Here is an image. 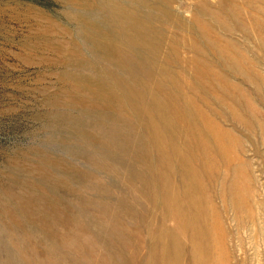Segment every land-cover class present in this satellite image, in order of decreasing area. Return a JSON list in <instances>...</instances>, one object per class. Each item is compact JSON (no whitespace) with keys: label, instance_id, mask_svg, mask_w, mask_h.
Masks as SVG:
<instances>
[{"label":"rangeland","instance_id":"374dc122","mask_svg":"<svg viewBox=\"0 0 264 264\" xmlns=\"http://www.w3.org/2000/svg\"><path fill=\"white\" fill-rule=\"evenodd\" d=\"M263 125L264 0H0V264H149L167 164L200 173L230 264H264ZM204 126L209 169L164 159Z\"/></svg>","mask_w":264,"mask_h":264},{"label":"bare ground","instance_id":"6f19581e","mask_svg":"<svg viewBox=\"0 0 264 264\" xmlns=\"http://www.w3.org/2000/svg\"><path fill=\"white\" fill-rule=\"evenodd\" d=\"M180 100H182V99L180 98ZM148 104H150L149 100H148ZM194 104H196V103H194ZM139 108H141V107L139 106ZM151 109L153 110L152 107H151ZM251 110H253V109H251ZM246 111L248 112V109ZM247 114H245V116H247ZM140 117H141V115H140ZM216 117H218V116H216ZM249 120H250V118H249ZM260 121H258V122H260ZM146 123L149 124L148 122H146ZM235 123H238V122H235ZM242 123L244 124V122H242ZM250 126H251L250 128H252L251 122H250ZM257 126H256V128H257ZM146 130L148 131L149 129H146ZM210 130L211 129H208V128H206V126H204L203 130L201 128H199L196 132H194L192 134V136H191L192 139L190 140V142L196 143L199 147V153H198L196 158H188V159L183 160L185 157H188V156L177 154V153H171L172 151H170V152L168 151L169 153H167V155L163 154L164 159L169 160V162H170L174 158L175 159L181 158V160L184 163L187 162V165H190L194 160H196V163L201 168V170L206 171L210 167L211 159L223 157V155H224L223 151H222V144H221V142H223V139H220L221 136L219 134L220 137L218 135L217 136L215 135L213 137L214 139L212 138V140H211L210 137L212 134L210 133ZM147 133H149V132H147ZM163 133H165V132H163ZM216 137L218 139H216ZM149 142L151 143V141H149ZM169 150H171V149L169 148ZM175 167H176V165L173 166L171 164H167L166 166H159L158 167L159 171L156 170L157 171V181L159 179V182L161 183L159 188H160V192H161V199H162L161 204H162L164 216L167 219L170 218L174 224L172 223L173 227L168 228V229H166V231L161 233L162 238H160V237L156 238L154 234L151 237L153 242H152V251L150 253L151 255L149 257V264H230L231 259H232L231 258L232 253L228 247L229 245H227L226 240H225V230H224L225 228H222L221 224H223V223L220 224V222H219L218 209H214V207L212 206V204L210 202V197H209V194L207 193V190H206V189H208V187L205 186L206 185L204 183L205 181L203 182V180L201 179L200 173L198 174L195 171L194 172H188L187 171L186 177L183 178L179 184H178V182H176V183L173 182V183L167 184L165 180H167L169 178H166L164 175L165 173L162 171L164 168H175ZM187 169L189 170V168H187ZM254 172L255 171H254L253 164L251 163V161L245 160L246 180L244 179V181H246L245 183H246V190H247L246 193L247 194L244 193L243 197L246 196L245 204L247 205L248 210H250L251 207L254 205V201H255L254 199H255V196L258 192V187H261V185L259 183V179L254 175ZM152 176H154V175L152 174ZM220 176H222V175L220 174ZM171 177H172V175H171ZM154 182H152L153 186L155 185ZM155 189H153V190H155ZM231 189H232V192H234V193H237L240 191V190H238L239 187L236 185L231 187ZM233 189H234V191H233ZM226 195H228V194H226ZM213 196H215V195L213 194ZM226 204L228 205V203H226ZM227 205L225 208L228 209L229 206L227 207ZM240 212H241V210H240ZM209 214H211V215L213 214V216L215 217V221L212 224L207 223V220H208L207 216Z\"/></svg>","mask_w":264,"mask_h":264}]
</instances>
